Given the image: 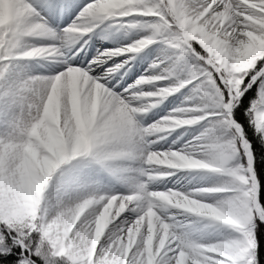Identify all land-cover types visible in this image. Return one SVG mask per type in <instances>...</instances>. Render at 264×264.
<instances>
[{"label": "snow or ice", "instance_id": "1", "mask_svg": "<svg viewBox=\"0 0 264 264\" xmlns=\"http://www.w3.org/2000/svg\"><path fill=\"white\" fill-rule=\"evenodd\" d=\"M27 8L21 17L24 26L15 25L6 33L0 46V264H105L107 242L122 239L141 218L147 220L151 209L159 218L157 227L167 229L164 246L154 264H193L201 260L202 246H223L232 259L219 252H206L214 257L206 264H264V165L258 170L256 156L244 127L234 116L243 97L255 86V94L243 109L261 142H264V55L237 69L232 51L245 41V31L264 33V2L258 0L250 7L246 0H129L118 9L95 12L98 0H39V8L32 0H24ZM79 8L63 28L50 25L42 11L49 16L70 15ZM135 14V15H133ZM261 21L253 24L248 19ZM107 18H127L121 26H140L147 31L125 46L97 50L86 64L62 60L58 72L27 74L24 78L9 79L7 70L12 58L47 57L49 53L63 55L61 48L80 39L77 34L90 33ZM206 26L224 45L225 55L218 57L202 39L193 38L191 24ZM32 34L54 36L47 44L24 42ZM158 39L161 46L157 57L132 83L113 90L117 80L109 86L112 74L127 72L135 54ZM84 43H87L85 40ZM74 48L73 51H77ZM122 56L105 67L103 61ZM182 65L185 75H174V68ZM71 70L86 74L88 83L84 93L90 95L93 84L103 90L101 103L90 130L86 148L59 162L45 177L35 216L15 218L11 215L19 184V160L23 146L31 139L29 131L39 119L43 101L53 81ZM121 79L124 75L121 74ZM147 81L150 90H143ZM191 91L186 99L198 96L193 106L181 105L169 109L163 116L147 124L137 114L146 113L179 89ZM141 98H149L148 102ZM156 98V99H152ZM66 103V100H65ZM198 107L199 111L193 108ZM203 121L199 132L187 141L180 136L158 144L169 133L166 130L191 126ZM180 135H183L181 133ZM77 158V159H74ZM116 158H123L113 163ZM71 162V163H69ZM210 165V166H209ZM167 166V167H162ZM169 169H205L226 174L224 187L194 186L184 191L175 187L158 188L160 177L170 175ZM226 193L216 199L211 193ZM172 196L169 201L159 194ZM207 202L217 206L235 221L205 217L183 206L182 199ZM241 202L242 214L233 204ZM184 210L200 218H209L231 229L223 238L210 240L206 233L193 235L179 231L162 209ZM109 217L103 233L95 244L91 262L87 254L96 230L98 218ZM63 227L62 240L54 231ZM147 225L138 235L122 264H138ZM160 233L157 232L156 238ZM84 241L81 249L77 238ZM61 247L65 250L60 251ZM155 251V246L153 248Z\"/></svg>", "mask_w": 264, "mask_h": 264}, {"label": "rangeland", "instance_id": "2", "mask_svg": "<svg viewBox=\"0 0 264 264\" xmlns=\"http://www.w3.org/2000/svg\"><path fill=\"white\" fill-rule=\"evenodd\" d=\"M129 0H118L119 7L123 4L128 3ZM250 7H255L258 0H246ZM264 2V0H261ZM1 9L0 18L3 20V9ZM10 13V11H9ZM15 16L10 15V20H3L2 28L0 30V40L5 41L6 33L13 26L15 21ZM253 24H260L261 21L254 18H248ZM186 23L191 24V32L193 33V38L202 39L206 45H210L211 49L216 52L218 57L224 56V45L213 32H211L206 26L197 25L194 21H189ZM58 28V27H54ZM101 29H109L116 32L118 44L130 43L143 35L147 29L146 28H136L134 30H129L122 28L116 23L103 22ZM246 38L253 40L258 39V42H253L251 45L245 46L240 50L235 48L232 51V55L235 57L234 60L239 58L254 59L258 55L264 53V33H258L256 31H245ZM50 36L36 35L32 34L30 39L25 40L24 47L31 44H47L53 40L58 41V37H54L53 40L49 39ZM114 43V44H116ZM155 44L154 48H151ZM161 46V42L158 39H153L150 45L145 46L140 49L135 56H138L139 62H145L146 68L150 63V56L153 55L154 51L152 49H158ZM86 50V49H85ZM158 53L157 51H155ZM75 53V51H74ZM86 59V57H84ZM91 59V58H90ZM87 63V62H86ZM139 66V64H138ZM137 63L135 68L138 67ZM49 67L46 64L44 57H34L29 59H15L10 61L9 68L7 70V75L9 79L24 78L27 74L43 73ZM174 75H185L184 68L182 65H177L174 68ZM138 76H133L130 74L128 78L123 82L124 87L127 84L132 83ZM85 79V76L82 80ZM81 79L76 82V87H69L65 92H61L54 85L51 86L47 93L46 99L43 101L42 111L40 117L34 124H32L29 131V136L31 139L23 146V156L19 160V184L16 187V199L12 208L11 215L15 218L21 217L27 212L36 213V208L39 204V198L42 191V185L44 184L45 177L50 174L59 162L63 161L69 157V151L72 153H77L84 149L83 145L85 142L88 145L90 130L93 125L94 119L97 114V108L101 103V87L99 85L93 84L91 94L88 95L84 93L85 84ZM119 79H115L117 81ZM115 81L113 83H115ZM121 81V80H119ZM150 82V81H147ZM144 83L143 90H150L152 84ZM191 89L187 86L179 89L175 96L170 97L171 101L175 102L177 105H181L183 101L184 106H193V102L198 100V96H194L191 99H186L187 93ZM51 97V100H49ZM167 98V97H166ZM165 98V99H166ZM145 101L149 98H141ZM66 100V103H65ZM95 105V108L93 107ZM47 109V111H46ZM194 111H199L198 107L193 108ZM162 115V114H161ZM161 115L157 116L158 118ZM143 117V123L147 124L151 121L156 120L155 112L149 110L146 113L137 114V119ZM157 118V119H158ZM66 119L70 120V123L66 125ZM203 121L195 124V127L190 129L187 138L184 137V131H180L177 134L169 131L168 135L164 136L163 139L158 141V144L163 143L167 147V142H171L172 139L180 136V141H187L192 136L196 135ZM167 132V130H166ZM183 133V135H180ZM76 159V158H74ZM123 158H116L113 163H118ZM71 163V162H69ZM167 167V166H162ZM170 175L158 178L160 183L157 185L158 188L175 187L178 190L191 189L194 186H210V187H224L226 181L229 179L226 174H222L220 179H216L217 173L212 170L205 169H184V170H172L169 169ZM216 199H223L226 193H211ZM169 201L175 200L176 197L165 195L161 197ZM191 201V199H182L183 206L186 202ZM202 204L204 202L197 201ZM186 207V206H184ZM186 208H191L187 206ZM162 211L168 212L169 220L167 222L174 223V227L179 231H190L193 235L200 233H206L210 240H216L223 238L224 234L231 229L227 226L222 225L220 222L211 221L209 218H200L195 214H188L184 210H178L173 208L162 209ZM105 223L109 222V217L102 215L98 218L96 224V230L93 234V239L88 250L87 258L88 261L92 260V253L95 250L96 244V233L98 225L101 221ZM159 218L156 217L155 213L151 209L148 210L147 220L144 218L136 223L129 231V234L125 235L122 239H116L107 242L108 251L112 252V256H107L105 254V264H111L110 261L113 260V264H122L120 260V253H123L125 258L128 257V253L132 246L138 243V235L144 230L145 224L147 225V234L144 237L143 246L141 249V256L137 257L138 264H154L155 257L160 248H162L166 242L167 229L160 230L157 227ZM233 221L232 217H227L222 222L231 223ZM151 230H154L155 235H151ZM56 238L62 240L63 227L58 226L55 230ZM157 232L160 233L159 238H156ZM79 242V247L83 249L84 241L77 238ZM155 246V251L153 250ZM65 249L61 247L60 251L63 252ZM206 252H219L221 255L232 259L229 254L224 251L223 246H216L209 248L208 246H202L198 250V255L202 257L201 260H193L196 264H206L209 260H214V257H209L205 255ZM180 264H183V258L180 260ZM216 264H225L224 261H217Z\"/></svg>", "mask_w": 264, "mask_h": 264}, {"label": "bare ground", "instance_id": "3", "mask_svg": "<svg viewBox=\"0 0 264 264\" xmlns=\"http://www.w3.org/2000/svg\"><path fill=\"white\" fill-rule=\"evenodd\" d=\"M35 7L39 8V0H32ZM87 2V0H80L81 5L83 3ZM101 3H103L106 6V12L114 10L115 6H120L118 3V0H100ZM4 4H9L11 7L9 9L10 13L8 16V21L10 20V15L13 14L15 17L17 15H21L24 13L25 9L27 8V5L24 3V0H0V8ZM79 11V8L75 9L71 12L70 15H59V16H49L47 12L42 11V15L46 16V18L49 20V23L52 27H58L63 28L65 27L71 20L72 17L75 16L76 12ZM1 13V9H0ZM4 20V18H3ZM0 18V21H3ZM113 18H107L105 21L109 22L112 21ZM104 22V21H103ZM103 22H100L96 28H94L90 33L87 34H77L80 36V39L75 41V43L68 47L61 48V52L63 55L58 56L57 53H49L47 57H44L45 62L49 67L45 70H42L45 74H50L54 72H58L63 67L62 60L66 58H70L73 63L76 64H86L89 60L92 59L93 56L96 55L97 50L103 51L105 49H115L120 46H125L127 43H116L117 37L116 32L109 30V29H101V25ZM2 28V23H0V30ZM49 39L53 40L54 36H50ZM87 41V43H84V41ZM116 43V44H114ZM156 45L153 44L151 48H154ZM74 48H78L77 51H73ZM86 49V50H85ZM154 51L153 55L150 56V62L153 60L154 57H157L159 53H156L155 49H152ZM128 53L119 54L116 57H112L111 61L105 60L103 61V65L105 67L109 66L112 61L119 62L121 57H126ZM86 57V59H84ZM91 58V59H90ZM16 58H12L10 61L15 60ZM137 63V68H135V64ZM130 67H128V70L126 73L121 70V73H114L112 74V80L109 82V86L115 81V79L121 80L119 85L113 90L119 91L120 87H124L123 82L128 78L130 74H132L134 77L139 76L144 70L146 69V63L145 62H139L138 56H135V59L133 61H129ZM121 74L124 75V79H121ZM85 76V79L83 77ZM78 79H81L85 85L88 83V77L86 74L82 73L79 70H71L66 74H63L62 76L57 77L53 84H55L54 87H57L61 92H65L67 88L69 87H76V82ZM153 83H160V82H147V84H153ZM101 93L103 95V90L101 88ZM175 95L169 94L166 99H164L163 103L161 105H157L153 107L151 110L155 112L156 119L157 116L161 115L163 116L169 109L175 108L179 105L176 104V101H171L170 97H174ZM156 99V98H152ZM148 102V100L146 101ZM195 125L191 126H179L175 129H169L167 132L171 131L174 134H177L180 131H184V137L187 138L188 132L190 129L194 128ZM166 140V139H162Z\"/></svg>", "mask_w": 264, "mask_h": 264}, {"label": "trees", "instance_id": "4", "mask_svg": "<svg viewBox=\"0 0 264 264\" xmlns=\"http://www.w3.org/2000/svg\"><path fill=\"white\" fill-rule=\"evenodd\" d=\"M251 44V41L247 38L244 42H242L237 48L240 50L241 48ZM209 47V46H208ZM254 59H245L240 58L237 60H234L233 63L237 69H241L244 66H247L250 64ZM255 94V86H253L252 89H250L243 97H241V104L237 106V108L234 110V116L235 118L240 121V123L244 127V132L247 138L251 141L252 144V150L254 155L256 156V163L255 166L259 170L262 165H264V142H261L259 139V136L255 133L253 127L251 124L248 123V118L244 115L243 109L247 107L249 99ZM72 155V153H71ZM221 173L219 174V176ZM218 176V178H219ZM261 180L264 181V175L261 176ZM199 205V204H197ZM26 215H32L35 216L33 213H25L21 217L22 218ZM231 223H234L233 221ZM106 227V223H102L98 226L97 229V236H96V242L99 240L100 235L103 233V229ZM261 244L264 245V239H261ZM111 264L114 263L113 260L110 261ZM193 264H196L193 262Z\"/></svg>", "mask_w": 264, "mask_h": 264}, {"label": "clouds", "instance_id": "5", "mask_svg": "<svg viewBox=\"0 0 264 264\" xmlns=\"http://www.w3.org/2000/svg\"><path fill=\"white\" fill-rule=\"evenodd\" d=\"M10 7L11 6L9 4H4L2 6L4 20L8 19ZM118 8H119L118 5L114 7V9H118ZM94 11L95 12H106V6L103 3H101L100 0H98L97 7H96V9ZM23 14L16 16V18H15V25L16 26H19V27H23L24 26V21L21 18L23 16ZM0 23H3V21H0ZM3 43H4L3 40H0V46H2ZM49 100H51V97H49ZM93 107L95 108V105ZM46 111H47V109H46ZM65 123H66V125L69 124L70 120L66 119ZM83 147L84 148L87 147V143L86 142L83 145ZM159 195L161 197H165L166 194L161 193ZM172 196L175 197V194H172ZM184 206L192 207V209L194 211H196L197 213H199V214H201V215H203L205 217H209V218H213V219H217V220H221V221L224 220L227 217H230L227 213H225L223 210L219 209L217 206H215V205H213L211 203H207V202H204L202 204L197 205V201L191 200V201L186 202ZM233 207H234V209H235L237 214H242L241 202H239V201L234 202ZM233 222H235V221L233 220Z\"/></svg>", "mask_w": 264, "mask_h": 264}]
</instances>
